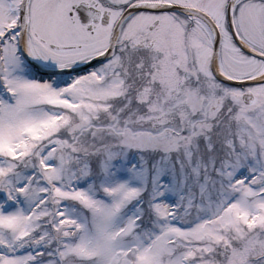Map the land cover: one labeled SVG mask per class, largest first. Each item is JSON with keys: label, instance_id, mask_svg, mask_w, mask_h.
<instances>
[{"label": "snow or ice", "instance_id": "1", "mask_svg": "<svg viewBox=\"0 0 264 264\" xmlns=\"http://www.w3.org/2000/svg\"><path fill=\"white\" fill-rule=\"evenodd\" d=\"M0 264H264V0H0Z\"/></svg>", "mask_w": 264, "mask_h": 264}]
</instances>
